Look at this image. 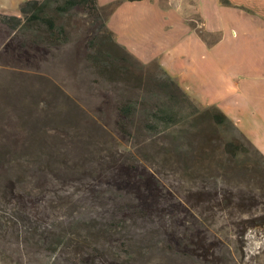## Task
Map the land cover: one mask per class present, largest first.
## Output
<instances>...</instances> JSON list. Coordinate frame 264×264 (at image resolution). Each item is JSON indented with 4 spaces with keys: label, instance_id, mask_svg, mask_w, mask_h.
<instances>
[{
    "label": "rangeland",
    "instance_id": "1",
    "mask_svg": "<svg viewBox=\"0 0 264 264\" xmlns=\"http://www.w3.org/2000/svg\"><path fill=\"white\" fill-rule=\"evenodd\" d=\"M58 23L68 40L34 45L27 64L20 31L0 21V264H214L178 251L173 236L183 233L202 236L211 252L238 250L233 223L264 215V156L207 116L154 134L140 112L122 134L117 106L131 98L156 108L166 99L154 78L165 71L103 44L105 28L81 9ZM113 51L124 60L112 67L94 59ZM231 139L236 156L225 149ZM123 160L149 180L145 193L159 191L146 217L126 206L139 203L134 180L109 177ZM56 234H65L57 246ZM240 237L242 252L225 264H264V224L246 223Z\"/></svg>",
    "mask_w": 264,
    "mask_h": 264
},
{
    "label": "crops",
    "instance_id": "2",
    "mask_svg": "<svg viewBox=\"0 0 264 264\" xmlns=\"http://www.w3.org/2000/svg\"><path fill=\"white\" fill-rule=\"evenodd\" d=\"M23 1L0 0V13L19 15ZM98 3L112 6L105 22L120 45L157 62L198 104L218 107L264 155V0Z\"/></svg>",
    "mask_w": 264,
    "mask_h": 264
},
{
    "label": "trees",
    "instance_id": "3",
    "mask_svg": "<svg viewBox=\"0 0 264 264\" xmlns=\"http://www.w3.org/2000/svg\"><path fill=\"white\" fill-rule=\"evenodd\" d=\"M138 1V0H129ZM112 6H100L98 0H25L20 4L21 15H12L0 13V21L9 27L11 30L20 31V53H22L23 60L27 64H32L34 61V55L31 53V49L34 45L38 44L45 47L58 46L68 40V35L64 25L58 23V17H64L74 9H81L88 15H91L93 19L100 22L103 28H105L106 34L102 36L103 44H111L115 47H121L125 53L129 56L137 59L132 53H130L124 46L120 45L113 37L112 32L108 29L106 22L103 20L102 12H106V16L111 11ZM106 18V17H105ZM202 36L204 33L199 31ZM211 42V41H210ZM94 59L104 66L112 67L117 60L120 59L116 52L113 51L111 54L103 55L101 52L94 56ZM164 76L161 79L154 78L153 83L155 87L161 92V96L164 99L160 105L156 108H151L149 103L144 101L140 102L137 99H128L117 106L115 114L117 119L115 126L122 134L131 135L134 126L135 117L143 114V129L146 131H153L154 134H158L162 130L173 129L179 127L185 121H189L190 118L193 120H199L200 118L207 116L211 119L212 124L215 127L231 128L237 130V132L243 136L260 154H262L239 130L236 124L225 115L218 107L208 106L202 107L198 104L185 90H183L179 84L166 72H163ZM148 104V106L146 105ZM147 106V107H146ZM194 124V123H193ZM161 129V130H160ZM172 139L177 140L179 134L173 133ZM217 139V138H216ZM225 149L231 156H236L239 152V147L234 140H225ZM263 155V154H262ZM264 156V155H263ZM131 162L123 160L118 167L111 171L110 178L116 179L118 175H121L122 171L126 172V176L134 180V187L139 198V203H127L126 206L131 210L132 213L138 212L142 217H146L149 209H151V202L148 199V195L158 194L159 191L154 190L145 193L141 186L148 185L149 180L146 177L140 175H133L131 170ZM210 191H204L200 196V202L202 204L209 203L208 195ZM188 201L191 198L188 196ZM251 201L245 202L244 200H238L236 204L240 207H250ZM223 204L222 201L217 202L216 205ZM225 204V203H224ZM253 205V204H252ZM121 204L117 206L119 208ZM114 213V210H113ZM258 225L264 224V215H252L247 219L236 221L234 225V235L236 237L237 244H239L238 250L242 252L240 248L241 234L245 224ZM65 234H56L53 239V243L57 246L63 241ZM173 240L177 245L178 251L184 254L201 255L212 261L214 264H225L228 261H234L237 258V251H230V256H227L226 251L220 250L211 252L209 247L206 245L205 240L202 236H192L188 233L181 235L175 234ZM220 241V239H218ZM80 244L78 241L76 242ZM216 243L215 241L211 244ZM77 245V246H78ZM85 244L79 245L80 252L85 251L83 248Z\"/></svg>",
    "mask_w": 264,
    "mask_h": 264
}]
</instances>
